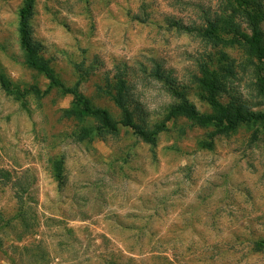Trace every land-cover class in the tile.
Wrapping results in <instances>:
<instances>
[{"label":"rangeland","instance_id":"obj_1","mask_svg":"<svg viewBox=\"0 0 264 264\" xmlns=\"http://www.w3.org/2000/svg\"><path fill=\"white\" fill-rule=\"evenodd\" d=\"M23 1L0 0V72L24 92L0 83V169L11 173L0 179V264H264L250 249L264 235V124L223 134L179 117L155 144L125 127L80 139L81 122L63 116L71 93L31 91L49 81L24 62ZM222 9L223 0H35L30 21L62 80L81 76L80 92L113 119L120 110L105 91L119 71L150 122L174 100L158 69L210 111L195 76L223 49L234 68L223 101L235 94L264 110L240 46L214 47L168 21L204 26Z\"/></svg>","mask_w":264,"mask_h":264},{"label":"trees","instance_id":"obj_2","mask_svg":"<svg viewBox=\"0 0 264 264\" xmlns=\"http://www.w3.org/2000/svg\"><path fill=\"white\" fill-rule=\"evenodd\" d=\"M34 12L35 0H24L18 13L24 62L44 74L49 84L43 91L38 86H34L31 91L37 96H44L53 88L71 93L73 101L63 109V116L81 122L77 133L80 139H86L95 133L102 136L115 134L125 127L139 135L143 141L155 144L159 134L167 128V123L179 117H185L203 127L214 126L223 134L234 132L243 124H264V110H253L249 100L232 94L228 101H223V94L228 92L225 78L234 73V68L229 63L230 56L224 49L207 54L200 64L202 74L195 76L198 92L207 101L210 111L201 112L188 97L190 87H179L174 79L169 75L165 76L158 69L156 76L166 78L168 90L174 100L166 107L164 116L150 122L144 112L140 111L139 101L131 92L126 78L128 74L119 71L113 81L107 84L105 91L120 110V118L113 119L108 109L96 106L90 97L80 92L81 76L73 86H68L56 72L50 59L42 54L41 44L32 38L30 19ZM168 21L178 29L195 33L210 41L214 47L220 44L225 47L240 46L245 52L244 63L255 65L254 84L257 92L264 97V0H223L222 12L208 17L204 26L186 25L174 19ZM220 62L223 67L218 66ZM0 83L8 93L17 98L24 97L20 85L12 82L3 72H0ZM207 145L212 147L213 143L210 141ZM58 165L59 162L57 171L60 170ZM59 174L60 172L57 175ZM2 178L10 179L11 173L0 169V179ZM251 241L252 252H264V235Z\"/></svg>","mask_w":264,"mask_h":264}]
</instances>
